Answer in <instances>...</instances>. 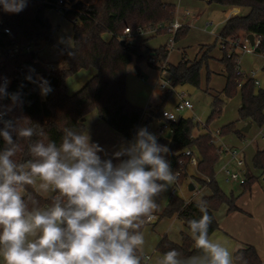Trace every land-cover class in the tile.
Wrapping results in <instances>:
<instances>
[{
    "label": "trees",
    "instance_id": "trees-1",
    "mask_svg": "<svg viewBox=\"0 0 264 264\" xmlns=\"http://www.w3.org/2000/svg\"><path fill=\"white\" fill-rule=\"evenodd\" d=\"M43 0H27V6L18 13H9L0 6V49H6L12 44H34L36 50L46 44L53 43L54 27L45 14L47 7ZM71 8L64 9L66 17L73 20L74 44L70 47L58 46L63 53L62 65L57 71L49 75V83L53 91L47 96L40 94L38 86L26 77L36 74L30 72V66L35 62V53L28 52L7 58L0 62V76L8 75L11 83L7 87L9 93L19 92L22 104L16 106L4 118L28 120L26 126H31L42 132L43 135L33 136L31 140H20L23 151L17 154L18 162L29 159L28 144L37 140L55 141L60 144L63 129L68 127L76 131H85V116L97 110L100 118L116 131L120 132L126 140H132L137 130L148 126L154 116L161 114L162 109L152 111L150 116L145 115V109L132 104L126 95V78L128 65L135 60L140 63L149 61L155 56L156 61H167L170 46L168 43L157 48L149 47L144 40L135 41L134 36H125L124 30L130 27L133 31L141 26L143 30L155 29L156 33H165L171 30L169 25L175 18L176 6L165 0H71ZM232 7L246 8L245 14L231 16L217 36L214 44L208 46V53L214 48L217 41H221L224 55L221 61L225 65L227 82L223 90L213 98V110L208 122L219 117L225 103L224 98H231L238 92L242 103L239 116L242 120H251L259 126L264 125V88L258 87L251 77L245 78L239 70L238 42L241 33L246 36L254 34L261 37L257 51L264 53V0H209ZM77 18V21H74ZM189 26L183 25L175 31L174 40L184 37ZM5 28L10 31L6 33ZM109 32L111 39L106 40L103 34ZM245 36V37H246ZM244 37V38H245ZM122 40L125 43H122ZM207 52L200 57L190 60L183 56L178 64H167L168 70L174 78L175 84H191L200 86L201 69L208 63L210 55ZM150 62V61H149ZM167 63V62H166ZM156 66V63L150 62ZM94 67L97 73L86 84L74 93H69L66 79L81 69ZM137 71L140 72L137 66ZM4 105L11 104V100L4 99ZM199 121L190 117L180 116L171 121L172 136L170 139L157 138L158 143L166 145L170 152L166 159L170 162L173 173L180 172V181L186 177L189 156L186 149H192L198 157L197 169L201 177H197L200 186H208L212 193L203 199L207 203V210L212 216V223L208 229L210 236L219 228L214 211L223 203L229 205V211L238 209L236 195L227 194L216 180L215 164L220 153L218 146L212 142L210 131L194 136L193 131L199 126ZM3 125L0 124V128ZM235 130L234 123L220 128L224 135ZM239 135L242 133L237 130ZM13 139H17L15 134ZM0 137V150L5 147ZM111 155V153H109ZM104 158V156H102ZM116 161H114L115 163ZM253 165L264 175V149L257 150L253 158ZM244 181L241 183L244 190H248L255 181V177L245 171ZM26 202L29 209L48 207L51 196L45 198L39 195L32 186H26ZM55 195V194H53ZM31 196L36 201L33 204L28 200ZM176 214L184 221L188 228V221L198 219L201 212L195 201H186L173 193L164 211L159 214L158 220L163 216ZM156 219V220H157ZM146 224V223H145ZM144 224V225H145ZM142 226V228L144 227ZM141 228V231H142ZM189 229V228H188ZM182 243H176L167 235L161 237L157 244V251L162 255L175 249L180 253L181 259L191 256H203L197 249L190 234L182 232ZM141 261L145 257L141 254ZM237 264H264L257 249L253 245L239 248L233 256ZM147 264V263H144Z\"/></svg>",
    "mask_w": 264,
    "mask_h": 264
},
{
    "label": "clouds",
    "instance_id": "clouds-1",
    "mask_svg": "<svg viewBox=\"0 0 264 264\" xmlns=\"http://www.w3.org/2000/svg\"><path fill=\"white\" fill-rule=\"evenodd\" d=\"M0 6L18 13L27 0H0ZM26 78L42 96L53 91L39 74ZM8 83L0 77V137L6 145L0 150V264H141V228L153 220L156 198L176 180L166 159L170 149L141 127L109 155L87 130L66 127L59 145L29 143L30 158L18 162L15 158L23 151L19 141L43 133L26 126L28 120L22 126V119L4 118L22 104L19 92H8ZM4 99L11 104L4 105ZM26 186L45 198L55 194L50 206L30 210ZM204 195L194 197L201 216L188 221L189 234L203 256L181 259L173 249L158 264H233L229 250L209 239L213 218ZM28 200L36 203L31 196Z\"/></svg>",
    "mask_w": 264,
    "mask_h": 264
},
{
    "label": "rangeland",
    "instance_id": "rangeland-1",
    "mask_svg": "<svg viewBox=\"0 0 264 264\" xmlns=\"http://www.w3.org/2000/svg\"><path fill=\"white\" fill-rule=\"evenodd\" d=\"M169 2L175 4L177 17L182 18L183 15H186L185 18L186 21H184V24L188 23L190 25V27H188L189 29L187 34L184 37L177 40L175 48L172 49L171 52L169 51L170 52L169 62L177 63L181 59L184 50H186V52L183 53L184 56H186L188 59L190 58L191 60V58L196 53L197 47L200 44L215 43V37L210 34V32L214 28V25H207V22H213V23L220 22L219 26L215 30V33L219 34L224 26V22L222 21V19H224L226 15L224 11L225 8L221 3L209 2V0H169ZM46 13L56 30L53 38L54 42L49 43L51 45L48 46H46L45 44L42 45L38 49L39 55L45 61H55V63L59 66L58 68H60L62 65V59L58 46L70 47L74 44V40H73L74 23L72 19H70L69 17H65L63 15L64 13L56 7L47 9ZM245 13L246 11L243 10L242 14ZM245 36L246 35L242 32L240 41H243ZM165 37H168V35H164V38ZM162 40L163 38L160 35H158L157 37H153L149 39V46L153 49L157 48L159 46V44L157 43L161 42ZM199 49H200L199 57L206 52L208 53V46L207 47L201 46ZM213 51L214 52L219 51L218 44L214 46ZM243 53L241 56L239 54V58H240L239 64L242 70L245 71L246 73H249V71L251 70H257V78L261 82L260 87L264 88V69L262 68L264 64V56H261V54L258 53H251V54L246 52ZM136 63L137 62L133 60L128 65L127 96L132 104L140 106L145 109L146 106H148V103L146 104L144 101L140 100V98L145 93V90L144 88H142V85H148L149 86L148 90L150 94H152L154 89L152 84L155 81H157L158 83L157 88L158 90L162 91L159 87L160 69L158 67L156 68L150 66L147 60H144L140 63L141 73L139 75L136 69ZM213 63L214 65H209V67L207 64L203 65L201 69V82L199 87H195L191 84L185 83V84H177L174 88H172L171 91L168 92L167 96L165 97V101H164L165 103L163 108L177 112L175 110L176 105L178 102H180V98L178 94L182 93L185 95L186 98H189V100L193 103L194 107L192 110L187 108L178 111L177 112L178 117L180 116L190 117L193 118L195 121H199L204 124L208 123L212 129L222 128L230 123H234V125L235 123H238L240 121L238 120L240 119L239 116L240 92H238L231 98H224L225 103L223 106L222 113L220 114L219 117H216L215 119L208 122L210 114L212 113L213 110V98L215 95H217L215 91L222 89L225 84V78L223 75L220 74V72H222L220 70L221 67L217 66L216 62ZM220 63L223 64V70L225 71L224 63L222 61ZM215 70H217L218 72L216 73ZM91 71L94 70H92V68H86L69 76L66 79L67 90L71 93H74L80 88H82L86 84L85 82L87 80L89 81L93 77ZM142 75H144L145 80L142 79ZM138 80L142 84H139ZM139 88H141V90L138 92ZM218 92L220 93V91ZM135 94L137 95V98H139L137 102L138 104L133 103L134 102L133 100H137L136 97H134ZM141 104H145V105H141ZM160 109L162 108L160 107ZM158 126L159 124L157 123V121H155L152 127L148 129V131L156 135V131H157L156 128ZM206 127H208V125ZM168 129L169 126L167 125L164 128V133H163L164 134L163 136L166 139H170L172 136V132L167 131ZM195 129L193 131L194 136H196L195 131H197ZM237 130L239 129H237L235 126V130L222 135L221 140L226 145H229L231 147L244 148V150L247 153L248 164L250 165V167H252V158L254 151L256 152L257 150L256 147L259 145V147L264 148V125L259 126L256 122H254L250 131L244 134L245 135L244 137H241L242 135H239L236 132ZM210 133L212 134V132ZM226 157H228V154H223L222 156H220L215 165L216 180L225 193L231 194V190H230L231 186L229 183L226 182L224 175L220 172L221 166L224 163ZM189 163L190 162L188 160L186 170L184 171L186 173V176H188L187 169ZM190 169H191L190 173L193 175L192 180L194 183H197L196 184L197 191H199L201 188L200 192L198 193L195 192L194 194L199 195L204 191L202 187H199L200 183L197 179V177H201V175L200 173L197 172L195 167L191 166ZM263 178L264 176H260L259 178L260 181H263ZM241 186L242 185L235 183L236 188ZM173 192L185 200L189 199L193 194V191H189L188 183L186 181L182 183L181 188H180V183L176 187L174 182L167 189V191L161 193L160 196L156 198V202L158 204V212L162 213L164 211V209L166 208L167 204L171 199ZM168 219L169 217L163 216L159 219L160 221L158 220L159 222L156 224L154 228L152 226H146L142 228V232L144 233L145 236V245L141 254L144 255L154 252L153 258L154 261L156 262H158V260L160 259V255L158 254L159 252L158 253L156 252L157 244L161 239L160 236H162V234L169 236L168 230L170 229V226ZM176 233L178 234V231ZM179 234L182 236V232L179 231ZM192 257H200V256H192Z\"/></svg>",
    "mask_w": 264,
    "mask_h": 264
},
{
    "label": "crops",
    "instance_id": "crops-1",
    "mask_svg": "<svg viewBox=\"0 0 264 264\" xmlns=\"http://www.w3.org/2000/svg\"><path fill=\"white\" fill-rule=\"evenodd\" d=\"M165 1L169 2V0H165ZM223 7L225 8L224 11H225V14H226L224 19H222V21L224 23L231 16H234V15H237V14H242L243 10H245L246 12L248 11L246 8H241V7H234L235 9L233 10V7L229 6V5H223ZM50 8H53V7H47L45 9V14H46L47 17H48V15H47L46 11H47V9H50ZM187 12H189V11H187ZM10 13H13V12H10ZM176 16H177V14H176ZM184 21H186V20L184 19L182 21L183 24H184ZM219 23L220 22H218V23L207 22V25H214V28L210 32V34L215 37V41H216L217 35H218V34L215 33V30L219 26ZM184 25H188L190 27V25L188 23L187 24L185 23ZM53 27H54V25H53ZM55 30L56 29L54 27V34H55ZM54 34H53V38H54ZM174 34H175L174 31H168V32L160 34V33H156L153 30H147V31H144L142 33L136 34L134 36V40L135 41L144 40L146 42V44L149 46V39H151L153 37H157L158 35H160V36H162L163 40L161 42L157 43V44H159V46H161V45H164V44L168 43L169 46H170V52H171V50L174 49L175 45H176V40L173 39L174 38ZM164 35H168V37L164 38ZM103 37L106 40H109V39H111V34L109 32H106V33L103 34ZM73 40H74V32H73ZM53 42H54V40H53ZM211 44L212 43L200 44L197 47L196 53L191 58V60L196 59V58L199 57V53H200V49L199 48L201 46H206L207 47V46H209ZM217 44L219 45V51L214 52L213 49H212L209 52L210 58L208 60L207 65L209 67V65H214L213 62H216L217 66L221 67L220 70L222 72H220V74L224 76L225 84H226V82H227L226 73L223 70V64L220 63L221 59H222L221 57H222V55H224V51H223V48H222L221 41H218ZM45 45L48 46V45H51V44L46 43ZM170 52H169V55H168V58H167V61H166L167 64H178L180 62V60L182 59V57L184 56L183 53H185L186 50L183 51L182 57L177 63H170L169 62ZM60 53H61V59H62L63 53L61 51H60ZM242 53L243 52L241 50H239L240 56L242 55ZM254 53H258V54H261V56H264V53H262V52L255 51ZM243 54H245V53H243ZM249 54H251V53H249ZM38 56H39L40 60L43 61V62H53V63H55V61H45V60H43V58L39 55V51H38ZM147 62H148V64L150 66H153V67L157 68V66H154V65L150 64V62L148 60H147ZM239 62H240V58H239ZM140 63H136V69H137V66L140 69V72H138L139 75L141 73ZM56 66L59 67L57 64H56ZM90 68H92V70H94V71H91V74L94 76L97 73V69L94 68V67H90ZM262 68L264 69V64H263ZM240 69H241V73L244 75L245 78L250 77V72L251 71H255L256 79L259 81V85H257V86L258 87L261 86V82L257 78V70H251V71H249V73H246L245 71L242 70L241 66H240ZM215 71H216V73L218 72L217 70H215ZM127 76H128V71H127ZM142 79L145 80L144 75H142ZM138 82H139V84H142L139 80H138ZM157 84H158L157 81H155L152 84L153 88H154L152 94H150V92L148 90L149 89L148 85H142V88H144L145 93L140 98V100L144 101L146 104L148 103V106H146L145 110L148 107H152V110L150 111V113L152 111H157V109H159L160 107L163 109L164 103H165L164 102L165 101V97L167 96L168 92H170L171 89L174 88L177 85V84H175V85H173V87L169 91L163 92V91L158 90ZM225 84H224L223 88L225 87ZM223 88L220 89V90H216L215 93L218 94L219 93L218 91L221 92L223 90ZM140 90H141V88H139L138 92ZM69 93H71V92H69ZM126 95H127V78H126ZM178 95H179L180 101H181L182 97L186 98L185 95L182 94V93H179ZM134 97H136L137 100H133L134 101L133 103L138 104L137 102H138L139 98H137L136 94L134 95ZM127 98H128V96H127ZM187 99H189V98H187ZM241 103H242V99H241V94H240V106H241ZM141 105H145V104H141ZM240 106H239V108H240ZM185 109H187V108H185ZM238 120H240V121L238 123H235V126L242 133L241 137H244L245 136L244 134H246V133H248L250 131V129L253 126L254 122L251 121V120H248V119L247 120L238 119ZM155 121L156 120H152L149 123V125L147 126V129H150V127H152V125H153V123ZM248 122H251L252 125H251L249 131L246 132V131L243 130V127H245ZM207 125H208V127H206ZM141 127H146V126H142L141 125ZM213 129L209 126L208 123L204 124V123L200 122L199 126L195 129V130H197V131H195V135L197 136L199 134L206 133L208 131L215 132L216 130H220V128H213ZM86 130L91 135L92 141L93 142H97L108 153H112V152L118 150L119 146L122 143L130 141V140H126L120 132L116 131L111 126H109L105 121H103L100 118L99 113H98L97 110H93V111H91L90 113H88L85 116V131ZM221 138H222V135H220L219 137H216L215 138V144L222 151V152H220V156H222L223 154H228V157H226V159L224 160V163L221 166L220 172L225 177V169L226 168H230L232 170H236V171L240 172V174L244 177L245 171H249L255 177V181L251 184V187L248 190H244V187H243V185L241 184L240 181H238V180L227 181L226 180V182L229 183L230 186H231V189H230L231 193H233L234 195L237 196L236 197V205L238 206V209L233 210V211H229V205L227 203H223L217 210L214 211L215 217H216V219H217V221L219 223V228L216 229L213 233L210 234L209 239L212 240L213 242H219L224 247H226L229 250L230 254H231L232 262H233L234 253L239 248L244 247L245 245H253V246H255L260 258L264 261V178H263V181H260L259 178H260V176H263V174L261 173L260 170L256 169L254 167V165H253V158H254V155L256 154L257 150L264 149V148H261V147H259L258 144H256V145H258L256 147L257 150H256V152L254 151L253 158H252V167H250V165L248 164V160H247V153L244 150V148H237V147H231L229 145H226L221 140ZM230 149H239L241 151L242 158L244 159V165L243 166H238L237 165L236 160L230 154ZM100 155L104 156L103 153H100ZM191 166L195 167L197 172L199 173V171L197 169V164L189 163L188 164V169H187L188 176H186L182 182H179L180 183V188H181V185H182V183L184 181H186L188 183V189H189V185L191 183H193V185L195 186V188L193 190L189 189V191H193V194L186 201H190V200L195 201L194 197L197 196V195H195L194 193L195 192L198 193V192L201 191V188H200L199 191H197V185H196L197 183H194L193 180H192L193 175L190 173ZM235 183H238V184H240L242 186L236 188L235 187ZM199 187H202V186H199ZM204 187L205 188L202 187V189L204 190L202 193L205 194L204 196L210 195L212 193L211 189L208 186H204ZM51 195H53V194H51ZM155 214L157 216H159V214H161V213L158 212V210H157L155 212ZM167 217H169L168 221H169V226H170V229L168 230L169 236L168 235L167 236L169 238H171L172 241L181 244L183 239H182V236L179 234V231L180 232L186 231L187 233H190V230L185 226L184 221L181 220L176 214H174L173 216H167ZM159 221L157 219L155 221L146 223L144 225V227L152 226L154 228ZM177 231H178V234L176 233ZM163 235H165V234H162V236ZM162 236H160V238ZM156 252L158 253L157 250H156ZM153 254H154V252L153 253H149V254H144L143 256L145 257V261L144 262L141 261V264H144V263H147V264H158V262L154 261ZM158 254L160 255V258L163 256L160 252ZM193 256H195V255H193ZM233 264H237V263L233 262Z\"/></svg>",
    "mask_w": 264,
    "mask_h": 264
},
{
    "label": "built area",
    "instance_id": "built-area-1",
    "mask_svg": "<svg viewBox=\"0 0 264 264\" xmlns=\"http://www.w3.org/2000/svg\"><path fill=\"white\" fill-rule=\"evenodd\" d=\"M42 2L46 5L56 7L62 12L64 9L71 8L73 5V1H71V0H43ZM234 9L235 8L233 7V10ZM185 18H186V15H183L182 18L181 17L178 18L177 16H175L174 20L169 24L171 26L170 31L175 32L177 29L182 27L184 25L182 21ZM74 21L76 22L77 18H74ZM152 30L156 32L155 29H152ZM4 31L6 33H8L10 30L8 28H5ZM144 31H146V30H143V28L141 26H138L134 31L130 27H127L124 30V35L130 37V36H135L136 34L142 33ZM260 42H261L260 36H256V35L254 36V43L253 44L251 43L250 39H248V37L246 36L243 39V41L238 42L237 45H238L239 50H241L243 52L254 53L255 51H257L256 48L260 44ZM33 51H34L35 57H36L35 61H40L41 64L43 65V67L46 69V73H38V74L40 76H43L46 80L49 81L48 77H49L50 73L57 71L58 67L53 62L41 61L39 56H38V51L36 50L34 44H12V45H8L6 47V49H0V62L4 61L7 58V56H14V55H19V54H23V53L33 52ZM149 61L152 63H156L157 67L160 69V76H159V80H160L159 87H160V89L163 92L169 91L174 85L173 84L174 78L168 70L167 63L166 62H163V63L157 62L155 56H152V55L149 57ZM238 62H239V59H238ZM239 70L241 72L240 65H239ZM0 77H6L9 81V83H8V86H9V84L11 83V80H12L11 77L8 75H1ZM250 77L255 80L256 85H259V81L256 79L255 71L250 72ZM185 108L192 109L193 103L189 99L182 97L181 101L177 104L175 110L178 112V111L185 109ZM151 110H152V107H148L145 110L146 116H148V115L150 116ZM177 112L163 108L160 115L154 116L152 118V120H156L159 123V126L156 128V130H157L156 131V137L157 138L164 137L163 136L164 135L163 134L164 128L167 125L169 126V129L167 131L172 132L170 122L178 119ZM212 135H213V137H212L211 141L215 143V138L217 136L221 135L220 130H216L215 132H212ZM220 152H222L221 149H219V153ZM185 154L189 156V162L190 163H192V164L198 163V157L193 152L192 149H186ZM230 154L236 160V163L238 166L244 165V159L242 158L241 151L239 149H230ZM174 175L176 176L175 185L177 187V185H179L180 172H176ZM225 179L227 181L238 180L241 183L244 181V177L240 174V172H238L236 170H232L230 168L225 169ZM153 215H154V218L152 221H155L158 218V216L155 213ZM146 223H149V222H146Z\"/></svg>",
    "mask_w": 264,
    "mask_h": 264
},
{
    "label": "water",
    "instance_id": "water-1",
    "mask_svg": "<svg viewBox=\"0 0 264 264\" xmlns=\"http://www.w3.org/2000/svg\"><path fill=\"white\" fill-rule=\"evenodd\" d=\"M248 39H250L251 43H254V34H248L247 35ZM122 43H125L124 40H122ZM30 68H34L35 69V73L34 74H38V73H46V69L43 67V65L41 64L40 61H35L31 64ZM252 123L248 122L247 125L245 127H243L244 131H249L250 127H251ZM195 188V186L193 185V183H191L189 185V189L193 190Z\"/></svg>",
    "mask_w": 264,
    "mask_h": 264
}]
</instances>
